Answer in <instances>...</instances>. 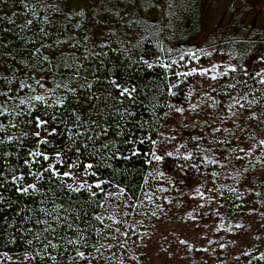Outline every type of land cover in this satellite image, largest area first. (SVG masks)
<instances>
[{
	"label": "rangeland",
	"instance_id": "1",
	"mask_svg": "<svg viewBox=\"0 0 264 264\" xmlns=\"http://www.w3.org/2000/svg\"><path fill=\"white\" fill-rule=\"evenodd\" d=\"M42 3L81 51L150 33L167 45L196 44L188 70L217 65L214 73H193L184 103L176 106L183 113L173 108L157 133V140L169 138L159 148L180 155L152 163L155 215L137 213L142 219L130 203H109L106 215L117 230L105 244L106 264H264V109L221 105L212 94L236 54L247 70L264 71L252 50L264 45V0H138V9L127 0ZM80 9L84 16L76 14ZM236 44L251 47L240 52ZM186 152L193 153L190 160L183 159ZM5 254L0 264H34L27 253Z\"/></svg>",
	"mask_w": 264,
	"mask_h": 264
},
{
	"label": "trees",
	"instance_id": "2",
	"mask_svg": "<svg viewBox=\"0 0 264 264\" xmlns=\"http://www.w3.org/2000/svg\"><path fill=\"white\" fill-rule=\"evenodd\" d=\"M27 3L36 5L37 16L33 17L31 10L24 7V0L0 2V73L13 79L12 88L18 87L16 80L25 79V73L29 76L33 73L38 77L44 76L46 88L53 87L56 82L69 83L71 87H77L84 81L82 77L72 80L73 68L70 66L76 62V58H79V61L83 62L84 68L88 69L87 72L82 69V76H87L90 81L92 80L91 70L99 67V59H103L104 66L96 73L97 75L106 77L109 75L108 70L111 69L118 82L125 85L136 84L138 93L137 102L134 104H130L127 97H125L123 105L118 104L114 99L108 101L118 108L130 107L134 115L126 117L123 121L116 116L114 118L116 122L122 126L126 125L124 127L125 134L117 135L119 129H116L113 124L105 139L116 141L117 146L125 155L128 154L127 149H131L133 145L123 144L122 140H128L130 137L135 139L145 135L156 139L168 113L173 109H170L169 105L177 106L184 103L187 91L195 78L193 74L187 77L174 75L176 72L189 71L187 64L190 62V54L180 50L178 46L165 44L153 34L143 33L136 35L130 42L122 46L110 42L103 48L107 56L98 59L96 56L88 55L86 50L81 51L76 45H73L64 23L58 21L54 14L45 7L39 6L37 0H27ZM5 16L12 17L14 23L3 19ZM45 17H47V23H45ZM29 19L33 20V24L25 27V23ZM41 28L47 35L39 31ZM194 38L195 35L190 37V39ZM236 46L240 47V52H247L251 47L246 44H236ZM37 48L40 49V52L34 55ZM101 50L99 47L97 50L89 51L100 52ZM255 50L264 51V45L257 42ZM44 55L50 57V64L42 60ZM86 55H88L87 60L84 59ZM141 56L149 61L158 57L162 63L173 64V67L166 74L159 65H154L149 69L142 62L132 63L139 61ZM233 59L238 70L237 72L230 70L222 74L213 87L214 98L221 105L230 104L239 99L245 107H249V102L255 99L257 103L252 104L251 107L260 106L264 109V85L257 82L259 77L255 76V70L249 69L248 71L252 75L246 76L239 70L243 66L244 58L236 54ZM65 61L69 65L68 67L65 66ZM40 69L45 71L40 72ZM49 69L51 71H48ZM166 76L167 79H165ZM28 83H34V81L28 80ZM0 84L4 88L8 87L3 81H0ZM172 84L176 85L172 89L175 95L168 91L169 85ZM228 85H235V87H228ZM103 87L102 83L98 84L93 91ZM24 91L27 92V89ZM37 91L43 92L44 89L37 86ZM63 91V89H57L56 95H60ZM112 91L114 97L119 95L118 90L112 89ZM12 94L14 93H10V95ZM78 95L81 101L79 109L85 113L86 118V113L90 110L89 103L84 99L86 93L79 90ZM245 96L247 100L242 99ZM3 99L4 97H0V101ZM69 104L73 107L77 106L75 98L70 94ZM42 108L43 105H38L37 111L33 115L41 114ZM108 111L111 112L112 109H108ZM166 113L167 115H165ZM0 120L7 122L6 117H0ZM141 124H143V128L139 126ZM9 133L18 135L15 129H9ZM42 135H46V133L42 132ZM35 139L26 140L25 144L34 147ZM50 139L54 140L55 144H62L64 141V137L60 136ZM41 147H47L50 153L53 151L51 146L42 145ZM137 147L141 149L139 156L133 157L129 161L123 159L111 161L116 170L112 175L113 183L111 186L104 185L106 191L99 193V199H88L87 193L81 194L78 198L74 197L70 211L62 213L60 223H56L51 217H44L38 212L32 211L39 207V194L23 196L16 193L15 188L12 187L6 186L5 189H0V195H3L7 200L6 203L0 202V253H27L34 264H106L105 244L110 242L108 238L117 230L116 226L113 228L112 222L106 215L109 203L115 201L125 205L130 203L133 205V214L142 219L153 214L159 204L152 192L149 194L152 164L146 162L151 157H145L144 153L149 151L150 143L145 141L144 144H138ZM19 151L23 153L24 150L20 149ZM10 162L14 164L15 157L11 158ZM20 163L22 164L23 161L21 160ZM24 171L27 172V168H24ZM111 173V169L102 170V175L105 177ZM117 184L120 186L119 189L115 187ZM118 191L122 193L119 198L108 195V193ZM56 203H64L65 208L69 206L67 197L57 200ZM137 213H142L144 217ZM97 216L101 219H96ZM38 217L41 220L48 219L55 228V232H45L46 226L36 223ZM77 217L81 218L77 219ZM69 224L72 227H68ZM37 235L40 237L39 240L36 239ZM70 240L74 243L69 244ZM49 241L58 247L52 249L48 246ZM77 250L85 252L86 257L90 259L81 260L76 256Z\"/></svg>",
	"mask_w": 264,
	"mask_h": 264
},
{
	"label": "snow or ice",
	"instance_id": "3",
	"mask_svg": "<svg viewBox=\"0 0 264 264\" xmlns=\"http://www.w3.org/2000/svg\"><path fill=\"white\" fill-rule=\"evenodd\" d=\"M0 2L6 3V0H0ZM211 2L213 0H210ZM127 3L133 5L136 9L141 7L138 0H127ZM37 4L41 7H50L49 5H44L42 0H37ZM152 6H155L154 3ZM24 7L31 10L33 17L38 15L36 5H31L27 3V0H24ZM55 10L60 11L59 8ZM76 14L84 16L85 10L80 9ZM3 19H7L9 23H14L12 17L5 16ZM47 22V17H45V23ZM32 24L33 20L29 19L26 21L25 27ZM39 31L47 35L43 28ZM106 46L107 42H104L99 45L102 49L100 52H91L89 50H86V52H88V55L96 56L98 59L106 57L107 53L103 51V48ZM252 47L255 50V45ZM39 52L40 49L37 48L33 54L35 55ZM88 55L85 56V60L88 59ZM256 55L261 62V69H264V51H256ZM42 60L49 64L51 63L48 55H44ZM141 62L149 69L153 68L154 65H159L166 74L173 67V64L162 63L158 57L153 61H149L141 56L139 61H133L132 63ZM64 63L66 67L69 66L66 61ZM103 66L104 60L99 59V67L91 70L92 80L90 81L87 76H82V69L85 72L88 69L84 68V64L79 61V58H76V62L70 66L73 68L72 80L74 81L77 77H82L84 81L77 87H71L69 83L56 82L53 87L46 88L44 76L38 77L35 73L29 76L25 73V79L16 80L18 87L13 89L11 86L13 79L0 73V81L8 85L7 88H4L0 84V97H4L0 101V117L7 118L6 123L0 120V133H2L0 135V189H5L6 186L12 187L15 188L16 193L23 196L39 194V207L32 211L38 212L44 217H51L56 223L61 222L62 213L70 211L74 197L78 198L81 194L87 193L88 199H99V193L106 191L104 185L111 186L113 183L112 175L115 174L116 170L113 168L111 161L118 159L129 161L133 157L139 156L141 149L137 147L138 144H144L145 141L150 143L149 151L144 153L145 157H151L146 160L150 165L153 162H156L158 165L166 157H173L174 154L176 156L180 155L178 149L174 153L173 151H168L166 147L159 148L160 144L168 141V137H165L164 140H157L145 135L135 139L130 137L128 140H122L121 143L123 144L133 145L131 149H127V155L117 146L116 141L105 139L108 137L109 130L113 127V124L116 129H119L116 133L117 135L123 136L125 134L124 127L126 125L122 126L116 122L114 119L116 116L123 121L126 117L134 115L130 107L118 108L108 101L114 99L118 104L123 105L125 97H127L130 104H134L137 102L138 93L136 84L129 83L125 85L118 82L111 69L108 70L109 75L106 77L97 75L96 73ZM32 67H35V65H32ZM227 68L232 72H237L238 70L233 64H229ZM216 70L217 65H213L211 69L192 68L187 72H176L174 75L187 77L199 72L201 76H205L210 72L214 73ZM239 70L246 76L252 75L243 66ZM39 71L44 72L45 70L40 69ZM48 71L51 70L49 69ZM255 76L259 77L257 82L264 85V71H257ZM165 79H167V76ZM212 79L216 80V76L212 75ZM28 80H32L34 83H28ZM101 83L104 87L96 88L93 91L94 87ZM37 86L40 89H44V91L38 92ZM175 87L176 85L174 84L169 85L168 91L170 94L175 95L172 92V89ZM228 87H235V85H228ZM25 89H27V92L24 91ZM57 89H63L64 91L57 96ZM112 89L118 90L119 95L114 97ZM79 90L86 93L84 99L90 105L86 118L85 113H82L79 109L81 102L78 95ZM10 93L14 94L10 95ZM69 94L75 98L76 107L69 104ZM53 97L55 98L53 99ZM242 99L247 100V97H242ZM255 103L257 101L253 99L249 102L248 106L251 107ZM234 104H239L240 108L245 107V105L240 104L239 99L234 100ZM38 105H43L41 114L33 115L37 111ZM169 107L170 109L174 108L177 112L183 113L184 111L182 107L173 105H169ZM108 109H112V111L109 112ZM233 115H236V113H233ZM254 117V112L249 114V118ZM139 126L143 128V124ZM9 129H15L18 135L14 133L10 134ZM216 131H220V129H216ZM42 132L46 133V135H42ZM54 136L64 137L63 143L55 144L54 140L50 139ZM33 138H36L35 146H27L25 141ZM171 139H175V137H171ZM193 139H196V137H193ZM42 145L53 147V151L50 153L47 147L42 148ZM259 145L264 146V139L259 141ZM20 149L24 150L23 153L19 151ZM240 151L243 152L245 149L241 148ZM192 156V152H186L183 159L190 160ZM13 157H15L16 161L14 164L10 162V159ZM208 159V156H204L205 161ZM21 160L23 161L22 164L20 163ZM212 162L216 163L215 160ZM192 166L195 167V165ZM24 168H27V172L24 171ZM103 169H111L112 173L105 177L102 175ZM157 174L160 176L164 175L163 172H159L158 170ZM115 187L119 189L120 186L117 184ZM197 192H199L198 189ZM108 195L119 198L122 193L118 191L108 193ZM65 197H67L68 208H65L64 203H56L57 200H63ZM0 202H7L3 195H0ZM80 218L77 217V219ZM96 219L99 220L101 217L97 216ZM36 223L45 225V232H55V228L49 223L48 219L41 220L38 217ZM68 227H72V225L69 224ZM39 238V235H37L36 239L39 240ZM68 243L71 244L74 241L70 240ZM48 246L52 249L58 247L51 241L48 242ZM76 256L81 260L90 259L86 257L85 252L79 250L76 251ZM26 258H28L27 255Z\"/></svg>",
	"mask_w": 264,
	"mask_h": 264
},
{
	"label": "water",
	"instance_id": "4",
	"mask_svg": "<svg viewBox=\"0 0 264 264\" xmlns=\"http://www.w3.org/2000/svg\"><path fill=\"white\" fill-rule=\"evenodd\" d=\"M178 48L184 52L190 53L196 50V44L183 43L179 44Z\"/></svg>",
	"mask_w": 264,
	"mask_h": 264
}]
</instances>
